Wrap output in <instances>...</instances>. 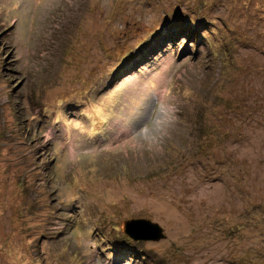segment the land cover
<instances>
[{
    "label": "rangeland",
    "instance_id": "1",
    "mask_svg": "<svg viewBox=\"0 0 264 264\" xmlns=\"http://www.w3.org/2000/svg\"><path fill=\"white\" fill-rule=\"evenodd\" d=\"M0 264H264V0H0Z\"/></svg>",
    "mask_w": 264,
    "mask_h": 264
},
{
    "label": "water",
    "instance_id": "2",
    "mask_svg": "<svg viewBox=\"0 0 264 264\" xmlns=\"http://www.w3.org/2000/svg\"><path fill=\"white\" fill-rule=\"evenodd\" d=\"M135 222L141 223L142 226H146L147 228H149L150 230H153L155 232V235H154V237L151 240L157 242V241H160L161 239H164L165 238V235L163 233V230H162V228H160L159 225L153 224V223H151L149 221H145V220L127 222V224H131V223H135ZM125 232H127V231H125ZM128 232H127V234H129Z\"/></svg>",
    "mask_w": 264,
    "mask_h": 264
},
{
    "label": "trees",
    "instance_id": "3",
    "mask_svg": "<svg viewBox=\"0 0 264 264\" xmlns=\"http://www.w3.org/2000/svg\"><path fill=\"white\" fill-rule=\"evenodd\" d=\"M169 43L171 44V42H169ZM127 57H129V55L125 56V59L124 60L128 59ZM126 240H128V238ZM127 254L128 255H133V250H131L130 252H127Z\"/></svg>",
    "mask_w": 264,
    "mask_h": 264
}]
</instances>
